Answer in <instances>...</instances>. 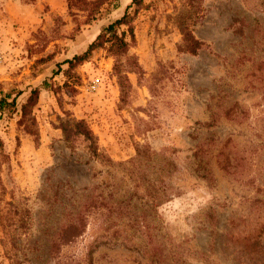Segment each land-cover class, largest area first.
<instances>
[{"label":"rangeland","instance_id":"rangeland-1","mask_svg":"<svg viewBox=\"0 0 264 264\" xmlns=\"http://www.w3.org/2000/svg\"><path fill=\"white\" fill-rule=\"evenodd\" d=\"M131 1L111 0L84 22L67 0H0V89L21 91L17 110L0 112L1 198L26 209L21 264H156L114 222L110 208L128 197L149 205L143 238L148 254L163 241L164 264H264V0H142L117 30L130 41L124 78L101 47L64 72ZM184 14L201 41L194 54L178 48ZM35 87L37 139L18 123ZM68 117L86 121L110 161L90 158L82 139L66 146ZM163 165L156 183L171 196L154 206L145 188ZM79 211L85 231L55 243ZM256 219L258 247L231 237ZM5 240L0 226V264H11Z\"/></svg>","mask_w":264,"mask_h":264},{"label":"trees","instance_id":"trees-1","mask_svg":"<svg viewBox=\"0 0 264 264\" xmlns=\"http://www.w3.org/2000/svg\"><path fill=\"white\" fill-rule=\"evenodd\" d=\"M142 0H132L130 4L125 7L124 13L121 17L116 19L115 21L109 23L106 27L99 32L96 37L88 44L87 48L81 52L74 54L70 59H65L63 62L68 63L67 68L64 72L68 73L75 67V65L82 62L84 59L89 57L91 52L95 48H104L111 55L116 57L114 68L116 72L119 74L120 78H124L121 72L124 69V66H128L127 62H123L122 57H126L128 62L131 61V57L128 56V49L130 46V41L127 40L126 30H122L118 32V28L122 24H127V19L130 18L127 9L131 6V4H135L137 2H141ZM194 0H190L191 3ZM111 2V0H67L68 8H77L85 12V20L87 22L95 18L97 13L100 11V8L106 4ZM191 14H184L180 17L178 22V28L182 33V42L179 44L178 48L180 51H188L192 54L196 53L197 49L201 45V41L198 40L193 35V29L190 27ZM255 28L257 32L259 31V26L261 25L258 20H255ZM75 30H79L80 23L76 22ZM130 32L131 40L134 39L132 29H128ZM71 77V76H70ZM66 85H69V82H65ZM72 85V84H71ZM44 86H50L46 81H44ZM59 87V86H58ZM40 88L35 87L32 88L27 96L26 100L20 106V119L18 121L19 125L23 126L25 132L34 135L37 139V131H36V121L35 117L32 115V110L34 106L37 104L39 97ZM21 94L20 90L15 92L14 88H11L7 91H3L0 89V112L4 113L5 111H15L17 110V97ZM62 130V135L66 146L69 148L73 147L76 139H82V141L87 142L86 149L90 158L92 159H106L110 161V159L106 158L105 155L99 151V148L96 145V137L86 121L84 119H76L74 117L62 119L59 126ZM140 146L137 147L138 154L140 152ZM0 157H6L4 150L0 148ZM166 167L162 166L160 169H155L154 171V180L146 185L147 195L152 197V201L154 202V206H158L161 203L170 199L171 193L167 190V188L162 185L160 182L164 173H166ZM1 168V165H0ZM146 175L145 177H147ZM142 178V176H141ZM0 226L5 233L6 240L3 243L6 254L11 261V264H21V261L18 257V252L16 250V242L18 228L23 227V224L26 222V216L24 219L23 216L26 214V209L19 205H15L12 201H4L2 204L1 195L6 191L5 187L0 183ZM146 205V206H145ZM86 206V205H85ZM91 204H88L86 208H89ZM148 204L139 205L134 201L133 197H128L124 200L121 205L111 207L110 211H114L118 213L117 219L114 221L116 224L122 225L123 238L126 242H137L141 243L144 247V252L147 255L152 256L155 259L156 264H164L165 258L163 255V249L166 245H164L163 241L158 239L157 245L153 253L148 254L147 244L145 243V239L143 238L146 233L147 228V208ZM87 210V209H86ZM18 216V219H16ZM126 218V219H125ZM259 218V216H258ZM257 218V219H258ZM250 221L248 229H243L241 234L235 236L232 232L231 237L235 240L244 242L246 245H249L252 248H256L259 245V240L261 235L256 234L255 226L258 224L259 220ZM87 221V213L79 211L74 218H71L67 223L62 225L60 228V232L56 237L55 243H60L61 245H66L74 241L77 237L82 235L85 231L86 222ZM156 221L158 219L156 218ZM159 225L157 224V227ZM253 226V227H252ZM260 227H263V225ZM260 232L264 231V228H260ZM259 232V233H260ZM9 244V245H7ZM171 248V252L173 255V259L175 261H179L182 257L180 251L177 248Z\"/></svg>","mask_w":264,"mask_h":264}]
</instances>
